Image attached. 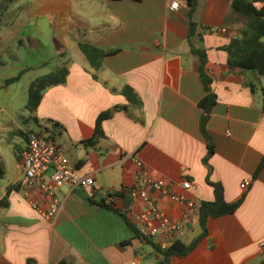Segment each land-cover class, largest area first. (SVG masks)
<instances>
[{"label":"crops","instance_id":"1","mask_svg":"<svg viewBox=\"0 0 264 264\" xmlns=\"http://www.w3.org/2000/svg\"><path fill=\"white\" fill-rule=\"evenodd\" d=\"M28 10L31 25L39 28L35 18L49 19L51 43L59 47L48 57L55 61L49 73L67 70L64 84L42 92L32 118L47 139L63 147L80 175L93 178L94 186L60 188L57 214L42 217L21 186L26 139L19 133L33 132H12L21 141L13 146L11 166L0 159V264H156L157 241L142 240L132 225L143 204H132L128 191L141 171L199 205L215 200L210 184L221 187L226 203L244 197L233 214L208 218L207 234L195 249L167 264H259L264 258V77L228 66L222 47L247 23L232 0H199L196 13L207 59L204 72L216 96L205 126L214 146L207 166L199 107L206 91L199 57L187 43L185 5L170 12L168 0H33ZM10 20H0L6 27L0 30V51L20 33ZM79 44L105 53L98 70L90 67ZM0 65H6L1 56ZM32 69L20 72L24 76ZM8 79L0 81L4 87ZM124 87L138 95L139 107L121 94ZM117 107L102 122L104 138L96 139L97 117ZM245 179L251 183L242 190ZM185 180L194 186L189 193L182 189ZM146 191L168 217H181L183 207L151 188ZM29 195L41 211L53 207V197L37 188ZM200 234L196 216L174 242L189 245Z\"/></svg>","mask_w":264,"mask_h":264},{"label":"trees","instance_id":"2","mask_svg":"<svg viewBox=\"0 0 264 264\" xmlns=\"http://www.w3.org/2000/svg\"><path fill=\"white\" fill-rule=\"evenodd\" d=\"M198 1L199 0H185V17L189 27L187 43L190 52L199 57V73L206 91V95L200 101L199 107L203 111L200 121V130L207 147V153L203 158V164L207 166L209 158L214 153V146L205 126L209 114L216 103V96L211 91V81L204 72V65L207 59L205 51L200 47L203 42V34L198 30V24L196 22ZM7 2L11 3L12 0H7ZM257 4H260L261 6L257 8ZM232 8L236 12L244 15L247 18V23L244 27L239 29V34L236 38L232 39L227 46L222 47V50L228 55V66L230 68L252 70L258 75L264 77V0H232ZM78 47L88 61L90 67L94 70H98L101 67L105 53L102 50L87 44H79ZM21 76L22 74L20 73L17 76L6 80V85L18 82ZM66 76L67 70L65 68H60L33 81L28 90L30 99L28 109L33 112L40 102L42 92L52 86L64 84ZM121 94L126 98L130 105L136 107L141 105L140 98L130 87H124L121 90ZM117 110H120V107L103 112L97 117L94 131V137L96 139L104 138L101 128L102 122L110 119ZM19 135L22 138L27 139V135L24 133L20 132ZM85 143H93V139ZM15 157L17 160L20 159L16 153ZM207 183L210 184L209 180H207ZM210 185L214 188L215 200L213 202H201L200 204L198 219L201 234L199 237L193 240L189 245H184L179 241H175L166 250L157 249L160 260H158L156 264H167L169 259L174 256L184 257L189 254L195 249L199 241L206 236V224L208 218L231 215L242 204L244 200L243 196L236 202L226 203L222 196L221 187L213 184ZM259 264H264V258Z\"/></svg>","mask_w":264,"mask_h":264},{"label":"built area","instance_id":"3","mask_svg":"<svg viewBox=\"0 0 264 264\" xmlns=\"http://www.w3.org/2000/svg\"><path fill=\"white\" fill-rule=\"evenodd\" d=\"M184 5L185 0H168L170 12H178ZM21 166L23 170L21 186L29 205L42 217L48 219L53 218L59 210V202L55 196L60 188L74 189L94 186L91 176L80 175L71 165L61 145L36 133L27 135L26 144L21 153ZM250 183L249 179H245L240 188L246 190ZM35 188L53 197V207L49 211H41L30 198L29 193ZM146 188L159 192L161 196L168 197L173 203L183 207L181 217L177 220L168 217L158 206L156 199L149 196ZM182 189L189 193L194 189V186L190 181L185 180ZM128 195L132 204L138 201L143 204L141 211L132 219L136 233L142 240H156L161 250L168 249L199 213L200 205L194 200L172 194L165 182L152 177L146 171H141L138 174L136 184L128 191ZM115 196L116 194H113V197ZM262 247H264V243H262ZM123 264L137 263L128 261Z\"/></svg>","mask_w":264,"mask_h":264},{"label":"rangeland","instance_id":"4","mask_svg":"<svg viewBox=\"0 0 264 264\" xmlns=\"http://www.w3.org/2000/svg\"><path fill=\"white\" fill-rule=\"evenodd\" d=\"M8 4L11 5V10H3ZM32 4L33 0H12L11 3L0 0V20L7 21L10 18L11 22H17L14 29L20 32L13 45L0 51L2 61L6 63L0 65V81L18 75L24 68H33L22 76L21 80L9 86L4 87L0 82V159L8 166L14 162L12 156L14 144L21 141L18 137H12V132L22 129L43 135L45 138L48 136L35 123L32 112L28 109L30 101L28 90L30 83L37 77L55 69V61L48 57L55 51L59 52V47L56 43H51L54 34L50 31L48 18H35L40 21L39 28L28 23L30 19L28 9ZM5 28L0 26L1 31ZM37 28L40 29L39 33H35ZM3 180L4 184H7V179Z\"/></svg>","mask_w":264,"mask_h":264}]
</instances>
